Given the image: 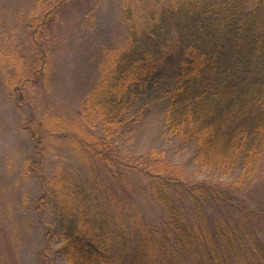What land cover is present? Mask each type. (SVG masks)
<instances>
[{
	"label": "trees",
	"instance_id": "1",
	"mask_svg": "<svg viewBox=\"0 0 264 264\" xmlns=\"http://www.w3.org/2000/svg\"><path fill=\"white\" fill-rule=\"evenodd\" d=\"M123 19L127 35L105 48L84 116L41 118L79 160L78 171L60 165L44 182L40 200L57 204L60 224L41 255L58 241L69 264H260L264 240L244 219L218 215L212 227L203 211L234 202L232 190H245L264 166V0H123ZM37 55L20 86L42 76L48 56ZM165 70L174 80L168 128L197 144L204 167L231 172L242 162L234 182L194 180L161 152L133 156L114 144ZM144 178L161 224L135 200Z\"/></svg>",
	"mask_w": 264,
	"mask_h": 264
},
{
	"label": "rangeland",
	"instance_id": "2",
	"mask_svg": "<svg viewBox=\"0 0 264 264\" xmlns=\"http://www.w3.org/2000/svg\"><path fill=\"white\" fill-rule=\"evenodd\" d=\"M127 31L123 0H0V264H69L58 241L48 257L41 255L47 231L53 227L55 232L60 219L57 204L40 197L60 165L75 172L79 160L69 141L52 137L41 118L84 116L105 48L121 44ZM39 47L47 52L45 70L20 86L37 64ZM173 86V75L165 70L129 112L114 144L133 156L161 152L194 180L234 182L242 162L231 172L204 167L197 144L168 128ZM139 183L138 208L146 220L161 224L165 215L147 188L148 179ZM232 194L234 202L213 200L204 208L207 224L214 227L218 215L244 219L264 240L263 160L248 187Z\"/></svg>",
	"mask_w": 264,
	"mask_h": 264
}]
</instances>
